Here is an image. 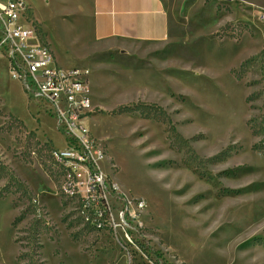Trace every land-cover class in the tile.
<instances>
[{
    "label": "rangeland",
    "instance_id": "1",
    "mask_svg": "<svg viewBox=\"0 0 264 264\" xmlns=\"http://www.w3.org/2000/svg\"><path fill=\"white\" fill-rule=\"evenodd\" d=\"M162 1L160 40L114 47L27 0L58 66L88 71L102 171L146 208L131 242L83 220L64 135L0 60V264H264V0Z\"/></svg>",
    "mask_w": 264,
    "mask_h": 264
},
{
    "label": "built area",
    "instance_id": "2",
    "mask_svg": "<svg viewBox=\"0 0 264 264\" xmlns=\"http://www.w3.org/2000/svg\"><path fill=\"white\" fill-rule=\"evenodd\" d=\"M25 0H0V60L27 96L49 107L65 148L52 149L60 193L79 202L83 220L97 229L119 231L132 241L143 226L146 201L120 189L101 169V143L86 120L93 114L86 69H63L27 20Z\"/></svg>",
    "mask_w": 264,
    "mask_h": 264
},
{
    "label": "crops",
    "instance_id": "3",
    "mask_svg": "<svg viewBox=\"0 0 264 264\" xmlns=\"http://www.w3.org/2000/svg\"><path fill=\"white\" fill-rule=\"evenodd\" d=\"M43 1L64 6L68 17L77 18V29H87L95 43L123 47L135 42H154L169 29V16L162 0Z\"/></svg>",
    "mask_w": 264,
    "mask_h": 264
},
{
    "label": "trees",
    "instance_id": "4",
    "mask_svg": "<svg viewBox=\"0 0 264 264\" xmlns=\"http://www.w3.org/2000/svg\"><path fill=\"white\" fill-rule=\"evenodd\" d=\"M2 166H3V165H0V169H5L4 166H3V167H2ZM24 255H26V254H24Z\"/></svg>",
    "mask_w": 264,
    "mask_h": 264
}]
</instances>
